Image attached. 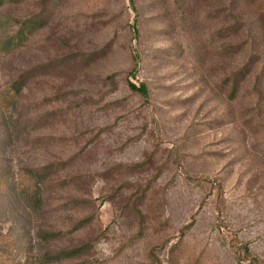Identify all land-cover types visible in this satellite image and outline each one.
Wrapping results in <instances>:
<instances>
[{"label":"rangeland","instance_id":"obj_1","mask_svg":"<svg viewBox=\"0 0 264 264\" xmlns=\"http://www.w3.org/2000/svg\"><path fill=\"white\" fill-rule=\"evenodd\" d=\"M252 258L264 264V0H0V264Z\"/></svg>","mask_w":264,"mask_h":264},{"label":"trees","instance_id":"obj_2","mask_svg":"<svg viewBox=\"0 0 264 264\" xmlns=\"http://www.w3.org/2000/svg\"><path fill=\"white\" fill-rule=\"evenodd\" d=\"M36 23L37 22L35 20L27 21L25 24L26 25L25 29H20L8 37V40L6 42V46L12 50H15V49L19 48L20 46H22L25 43V41H26L29 33L31 32V30L33 28H35ZM23 76L24 75H21V76L17 77L15 80H13L11 86L9 87V89H7V91L3 97V100L6 103H10V102L12 103L17 99L20 91L23 88V82H24ZM129 88L133 91L139 92L143 96H146L148 93L147 87L143 83H141L140 85H135V84L130 82ZM38 176H40L39 173H35V172L30 173L29 178L32 180H35V179H37V180L33 181V184H28V183L26 184V185H28V187H30V185H31L30 188H26L25 183L23 184L22 187H25V190L28 191L29 193H33L34 189L37 187L38 181H40ZM81 250H82V246H76V247H73L69 250H61V252L64 256L74 257ZM245 251H247V247H245ZM250 264H258V263H256L255 258L254 259L252 258Z\"/></svg>","mask_w":264,"mask_h":264}]
</instances>
